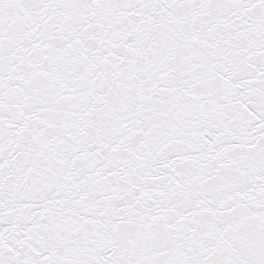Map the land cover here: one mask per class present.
Here are the masks:
<instances>
[{
	"label": "snow or ice",
	"instance_id": "6c2138e0",
	"mask_svg": "<svg viewBox=\"0 0 264 264\" xmlns=\"http://www.w3.org/2000/svg\"><path fill=\"white\" fill-rule=\"evenodd\" d=\"M0 264H264V0H0Z\"/></svg>",
	"mask_w": 264,
	"mask_h": 264
}]
</instances>
